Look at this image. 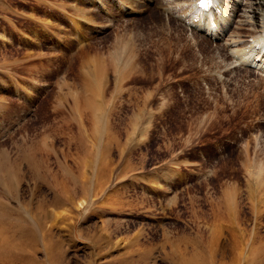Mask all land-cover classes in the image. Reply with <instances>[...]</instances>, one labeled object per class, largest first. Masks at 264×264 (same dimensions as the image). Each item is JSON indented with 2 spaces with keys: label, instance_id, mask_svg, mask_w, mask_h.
Instances as JSON below:
<instances>
[{
  "label": "rangeland",
  "instance_id": "rangeland-1",
  "mask_svg": "<svg viewBox=\"0 0 264 264\" xmlns=\"http://www.w3.org/2000/svg\"><path fill=\"white\" fill-rule=\"evenodd\" d=\"M92 1L0 0V264H264V78Z\"/></svg>",
  "mask_w": 264,
  "mask_h": 264
},
{
  "label": "bare ground",
  "instance_id": "bare-ground-1",
  "mask_svg": "<svg viewBox=\"0 0 264 264\" xmlns=\"http://www.w3.org/2000/svg\"><path fill=\"white\" fill-rule=\"evenodd\" d=\"M93 1L98 8L103 10L104 5L102 6L103 3L100 0ZM160 1L166 4L170 0ZM126 2L128 4V0ZM116 4L121 13L127 11L124 0H116ZM181 8L182 14L176 15V17L184 22L185 26L197 29L209 35L211 39H220L221 41L225 36H236L235 42L229 43L227 38L226 41L224 40L228 42L225 44L231 47L230 52L235 57V61L240 66L252 69L262 79L264 78V0H213L211 4H208L206 0H188L182 2ZM189 10L195 12V15L190 20H184L183 16ZM164 11L171 14L172 8L165 6ZM108 15H110L109 12ZM242 25L250 28L255 36L252 38L243 37L236 30Z\"/></svg>",
  "mask_w": 264,
  "mask_h": 264
},
{
  "label": "snow or ice",
  "instance_id": "snow-or-ice-1",
  "mask_svg": "<svg viewBox=\"0 0 264 264\" xmlns=\"http://www.w3.org/2000/svg\"><path fill=\"white\" fill-rule=\"evenodd\" d=\"M206 2H207L208 4H211V3L213 2V0H206ZM202 6H203V2H202Z\"/></svg>",
  "mask_w": 264,
  "mask_h": 264
}]
</instances>
